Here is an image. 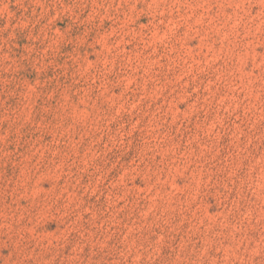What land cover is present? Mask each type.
Returning a JSON list of instances; mask_svg holds the SVG:
<instances>
[{"label":"rangeland","instance_id":"374dc122","mask_svg":"<svg viewBox=\"0 0 264 264\" xmlns=\"http://www.w3.org/2000/svg\"><path fill=\"white\" fill-rule=\"evenodd\" d=\"M0 264H264V0H0Z\"/></svg>","mask_w":264,"mask_h":264}]
</instances>
